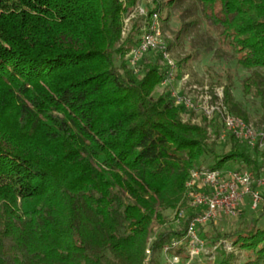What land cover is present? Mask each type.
Instances as JSON below:
<instances>
[{
	"label": "trees",
	"instance_id": "1",
	"mask_svg": "<svg viewBox=\"0 0 264 264\" xmlns=\"http://www.w3.org/2000/svg\"><path fill=\"white\" fill-rule=\"evenodd\" d=\"M186 1L0 0V264H153L156 252L187 263L194 212L181 231L154 227L184 209L192 173L235 163L261 175L260 139L221 138L219 117L186 120L172 91L157 89L170 70L164 51L180 79L193 56L177 59L175 41L203 23L217 55L232 51L253 71L244 89L264 104V0H189L200 16L165 38V50L130 61L152 15L162 25ZM223 102L255 124L231 80ZM255 125L264 132V121ZM261 220L225 235L200 230L217 246L215 264H239L237 251L240 264H264ZM173 240L183 241L165 253Z\"/></svg>",
	"mask_w": 264,
	"mask_h": 264
},
{
	"label": "rangeland",
	"instance_id": "2",
	"mask_svg": "<svg viewBox=\"0 0 264 264\" xmlns=\"http://www.w3.org/2000/svg\"><path fill=\"white\" fill-rule=\"evenodd\" d=\"M189 4H191V1L187 0L183 5L173 7L170 18L163 20L162 29L164 41H166L165 38L172 41L175 40L178 31L185 23L193 20L194 17L200 16L199 8H195L191 13L187 11ZM138 12L141 14L143 11L139 10ZM131 17L133 18L134 15ZM126 24L130 27L131 21H128ZM175 42L176 48L173 50V54L177 59L187 55H192L193 58L184 69L185 73L183 77L180 79L177 78L175 81H172V83L161 85L158 87L157 91L159 93L165 90H171L172 92L177 91L182 96L192 98L194 105L191 108L184 107V119L201 123L205 117L201 109L204 103V99L202 98L204 90L208 88L212 93L217 92L221 95L220 97L222 100H224V86L231 80L233 94L236 100L246 110L250 119L255 124L256 122L262 123V121H264V104L261 97L256 93L255 89L248 94L244 89V80L251 76L253 71L239 66L236 56L232 51H227L223 56L216 54L219 45L213 30H210L206 25L201 23L198 26L192 27L188 32L182 35L179 41ZM149 58L150 57H147L143 62L147 61ZM262 71L264 72V70ZM176 72L178 71L176 70ZM194 85L199 87L200 90L197 92L194 91L192 88ZM208 121H211V119L208 118ZM210 127H212V125H210ZM209 131L213 133L210 128ZM208 161L211 160L209 159ZM237 168H241V165L232 163L229 166L227 165L223 171L227 173ZM195 181L197 186H201V181L199 179ZM258 188L264 196V186H258ZM185 197L186 205L183 207L184 209L169 211L165 222L161 226L155 225V235L160 231L174 232L183 230L184 227L182 222L187 219L189 212H196V209L190 206V200H188L187 194ZM181 211H184V214L180 213ZM181 214L183 215L181 216ZM252 218H261V222L264 223V207L253 210L250 197H246L236 215L222 214L217 220L202 226L200 230L209 235L216 232L225 235L226 233L234 232L239 227H244L246 222ZM204 240L205 247L199 257L193 259L190 263L180 262L179 264H215V248L217 246H212L207 239ZM237 253V262L240 264L244 260L245 255L242 251H237ZM168 261L171 262L164 253L156 252L154 254L153 264H166Z\"/></svg>",
	"mask_w": 264,
	"mask_h": 264
},
{
	"label": "built area",
	"instance_id": "3",
	"mask_svg": "<svg viewBox=\"0 0 264 264\" xmlns=\"http://www.w3.org/2000/svg\"><path fill=\"white\" fill-rule=\"evenodd\" d=\"M139 10L143 11L141 14H146L142 7ZM130 18H127L126 23L130 21ZM165 45L160 16L158 13H154L149 24L144 28L139 45L130 52V61L136 67L144 55L157 50H165ZM164 59L170 66V70L163 84H168L176 80L177 64L168 51H164ZM192 88L196 92L200 90L196 85L192 86ZM172 95L178 104L186 108L193 107L192 98L182 96L177 91L172 92ZM220 96L219 93H212L206 88L202 93V98L204 99L202 101L204 103L201 109L209 119L220 118L222 123L221 138H225L228 133H233L237 137L246 140L252 146L260 139L259 145L263 147V130L253 123H248L230 114ZM198 179L201 181V186L196 184L195 180ZM258 186H264V166L261 167L260 176L248 169H239L227 173L219 169H203L192 173L191 179L187 184L186 194L188 200H190V206L195 208L196 212H194L188 223L186 236L183 238L185 241L182 240L183 243L187 242L186 247L190 257L187 263L199 257L205 247V240L200 235L202 226L217 220L222 214L236 215L246 197H250L253 210L264 207V196ZM183 212L181 211L180 213ZM182 241L173 240L171 245L165 246L164 252L167 253L170 248L182 244ZM225 247L227 250L232 249L228 243H225ZM148 253H151L150 250H148ZM170 260L172 264H179L182 259L179 255L173 254Z\"/></svg>",
	"mask_w": 264,
	"mask_h": 264
}]
</instances>
